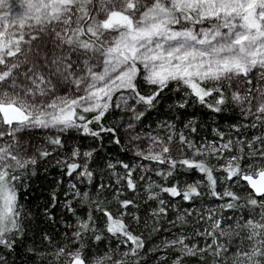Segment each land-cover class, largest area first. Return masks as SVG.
I'll return each mask as SVG.
<instances>
[{"label":"snow or ice","instance_id":"6c2138e0","mask_svg":"<svg viewBox=\"0 0 264 264\" xmlns=\"http://www.w3.org/2000/svg\"><path fill=\"white\" fill-rule=\"evenodd\" d=\"M152 234L264 264V0H0V264H141Z\"/></svg>","mask_w":264,"mask_h":264},{"label":"trees","instance_id":"16d2710c","mask_svg":"<svg viewBox=\"0 0 264 264\" xmlns=\"http://www.w3.org/2000/svg\"><path fill=\"white\" fill-rule=\"evenodd\" d=\"M180 93L175 91H168L164 94L163 106L164 110L167 111V105L172 104L174 100L180 99ZM186 111L192 112L194 109L189 108ZM206 111V110H204ZM162 113L156 112L151 115L150 120H155L158 118V115ZM230 115V113H229ZM198 118H203V113H197ZM217 123H221L223 127L227 128L228 123L222 122L217 118ZM213 120L211 117H208L206 124H212ZM208 129L205 126L204 132H207ZM113 150L116 149L115 145H109ZM57 178L56 169L50 165H45L41 163L36 168V175L27 178L24 187L21 189V199L25 204L27 209H30L33 214V219L39 224V227L46 229L48 231L52 230V225L49 224L46 220L43 223H39L42 215L44 206L48 203L49 192L51 191V184ZM160 234H152L149 238L146 239L145 255L142 258L141 264H162L161 261H158L155 257L159 256V253H155L153 249L156 248L159 244ZM12 259L15 261V264H25L28 260L27 255L24 254V250L21 248L17 253H14Z\"/></svg>","mask_w":264,"mask_h":264},{"label":"rangeland","instance_id":"374dc122","mask_svg":"<svg viewBox=\"0 0 264 264\" xmlns=\"http://www.w3.org/2000/svg\"><path fill=\"white\" fill-rule=\"evenodd\" d=\"M10 2H11V0H10ZM36 135H39L38 133H36Z\"/></svg>","mask_w":264,"mask_h":264}]
</instances>
